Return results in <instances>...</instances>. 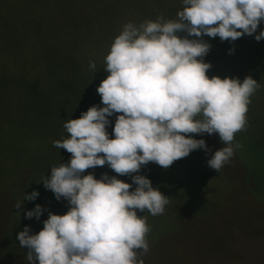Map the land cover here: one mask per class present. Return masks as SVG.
Here are the masks:
<instances>
[{
    "label": "rangeland",
    "instance_id": "obj_1",
    "mask_svg": "<svg viewBox=\"0 0 264 264\" xmlns=\"http://www.w3.org/2000/svg\"><path fill=\"white\" fill-rule=\"evenodd\" d=\"M182 10L183 0H0V264H29L18 233L25 226L38 233L49 212L68 211L67 200L58 201L41 182L52 166L71 158L53 144L68 138L64 122L93 105L103 107L97 88L108 75L105 57L123 25L158 16L174 20ZM261 30L264 22L257 33L234 42L203 37L211 45L203 58L211 64L209 77L243 81L250 75L260 88L250 98L246 130L234 137L242 147L224 165L228 183L221 184L222 174L207 164L223 147L219 135H195L209 151L197 149L175 161L180 180L170 192L161 191L169 197L164 213L137 211L151 227L144 264H264V39H255ZM117 115L109 117L110 138ZM252 126L261 131V141L246 134ZM89 173L132 184L130 176L107 165L84 174ZM139 174L155 181L145 166ZM34 190L38 197L23 202ZM37 204L44 209L39 220L26 219Z\"/></svg>",
    "mask_w": 264,
    "mask_h": 264
},
{
    "label": "clouds",
    "instance_id": "obj_2",
    "mask_svg": "<svg viewBox=\"0 0 264 264\" xmlns=\"http://www.w3.org/2000/svg\"><path fill=\"white\" fill-rule=\"evenodd\" d=\"M262 22L264 0H183L177 19L123 25L105 57L108 75L97 88L103 107L93 105L66 120L68 138L53 142L71 158L52 166L41 183L58 201L67 200L69 209L49 212L38 233L30 234V226L18 233L29 264H144L151 227L137 211L162 215L169 197L139 174L141 168L155 162L168 169L194 150L207 152L206 141L195 135L218 134L223 147L207 161L218 172L242 147L234 137L246 130L250 98L260 88L250 75L243 81L209 77L211 64L203 58L211 45L203 37L234 42L257 33ZM255 39H264V30ZM105 165L130 176L132 184L106 173L100 179L84 174ZM38 195L34 190L23 202ZM43 211L37 204L25 218L39 220Z\"/></svg>",
    "mask_w": 264,
    "mask_h": 264
},
{
    "label": "crops",
    "instance_id": "obj_3",
    "mask_svg": "<svg viewBox=\"0 0 264 264\" xmlns=\"http://www.w3.org/2000/svg\"><path fill=\"white\" fill-rule=\"evenodd\" d=\"M246 134L250 137H254V138L258 139L259 141H261V139L263 137L261 134V131H259V129L256 127L254 128L253 126L250 130H248L246 132ZM235 161L237 163L240 162L237 160H235ZM233 162L234 161L232 159H230V163H233ZM145 167L147 169L148 174L155 180L154 182H152V186L154 188H158L160 192L161 191L170 192L173 189V187L175 186V184L177 183V180L178 179L180 180V172L178 171L179 168L177 169L175 162L167 169V174H168L169 178L171 179L170 181L166 179L165 171L162 168L156 166L155 164H152V165L147 164ZM224 170H225V167L223 166L217 172V174H222V176H223L222 180L220 181L221 184L228 183L227 180H225V176L227 175V173ZM172 184H173V186H172ZM225 191H227V190H225ZM238 200H240V199H238ZM241 200H243V199H241ZM179 253L181 254L180 250L173 252V261L174 262L176 261V259H177L176 256H178ZM178 262H180V261H178Z\"/></svg>",
    "mask_w": 264,
    "mask_h": 264
}]
</instances>
